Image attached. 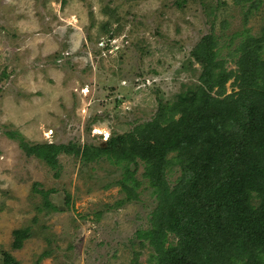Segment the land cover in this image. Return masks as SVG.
Segmentation results:
<instances>
[{
    "label": "rangeland",
    "instance_id": "1",
    "mask_svg": "<svg viewBox=\"0 0 264 264\" xmlns=\"http://www.w3.org/2000/svg\"><path fill=\"white\" fill-rule=\"evenodd\" d=\"M246 33L264 36V0H0V264L3 252L19 264H150L153 249L136 236L156 205L142 164L131 167L138 198L127 201L123 162L60 153L52 169L6 133L104 146L195 88L202 37L215 36L229 71ZM179 174L171 166L168 182ZM26 227L14 249L13 231Z\"/></svg>",
    "mask_w": 264,
    "mask_h": 264
},
{
    "label": "trees",
    "instance_id": "2",
    "mask_svg": "<svg viewBox=\"0 0 264 264\" xmlns=\"http://www.w3.org/2000/svg\"><path fill=\"white\" fill-rule=\"evenodd\" d=\"M241 41L237 69L228 71L218 59L215 36L202 37L191 52L203 65L195 88L162 103L155 119L104 146L29 145L17 131L6 136L52 169L60 153L87 161L114 157L124 165L118 185L127 201L138 198L131 167L142 164L156 205L150 226L136 236L153 249L150 264H264V36L246 33ZM231 79L237 90L227 93ZM169 153L175 155L168 159ZM173 165L180 174L171 185L166 175ZM46 194V209L59 211ZM28 231H13L14 249L22 247ZM2 261L19 264L8 252Z\"/></svg>",
    "mask_w": 264,
    "mask_h": 264
}]
</instances>
